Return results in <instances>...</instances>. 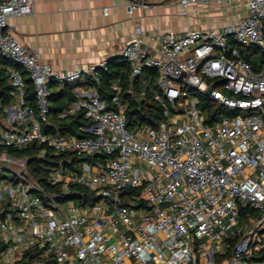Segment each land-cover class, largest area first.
Here are the masks:
<instances>
[{"label":"built area","instance_id":"obj_1","mask_svg":"<svg viewBox=\"0 0 264 264\" xmlns=\"http://www.w3.org/2000/svg\"><path fill=\"white\" fill-rule=\"evenodd\" d=\"M155 1H128L125 9L131 16ZM176 2L179 17L217 6L228 10L229 22L182 33L134 28L119 57L131 77L156 70L154 98L165 120L128 130L119 90L117 107L109 108L93 85L106 59L58 70L41 63L7 24L32 13L33 0H0V55L26 72L37 103L35 114L23 98V76L10 68L16 92L6 110L24 125L3 129L0 145L44 143L55 153L93 157L60 163L50 181L82 184L99 197L86 207L59 204L23 172L0 181V264L32 248L43 258L32 264H264V61L253 68L241 54L264 50V0ZM49 82L74 86L76 100L60 116L83 111L87 137L42 132ZM198 95L219 111L204 113ZM242 207L255 213L240 220Z\"/></svg>","mask_w":264,"mask_h":264},{"label":"trees","instance_id":"obj_2","mask_svg":"<svg viewBox=\"0 0 264 264\" xmlns=\"http://www.w3.org/2000/svg\"><path fill=\"white\" fill-rule=\"evenodd\" d=\"M241 54L253 68H257L264 61V50H261L257 46L241 50ZM10 68L18 69L23 76V98L25 104L32 107L36 114L37 103L32 81L19 65L0 55V119H6L5 107L15 102L16 88L10 82ZM156 76V70L149 68L141 75L131 77L129 65L118 56L106 60V68L98 70V81L94 82L93 85L97 89L101 100L109 108H116L117 104L112 101V98L115 96L117 90L112 86L115 82L117 83L119 87L118 102L126 105L125 115L128 130H133L140 124L155 127L165 120V109L154 98ZM47 88L49 90V95L46 97L47 122L42 125V132L51 136L59 135L63 138L87 137L88 134L83 132L82 128L88 125L89 122L85 118L83 111H76L63 117L60 116L76 100L74 86L64 85L61 88H57L54 83L49 82ZM198 96L200 98L199 108L204 113L211 115L212 112L219 111L215 103L203 95ZM1 125L2 123L0 122ZM1 155H8L15 160L23 159L25 162L20 172L25 173L40 190L52 196L59 204L71 201L79 207H86L99 200V197L93 190L86 188L82 184L70 182L64 185L62 182L52 183L50 181L51 171L60 163L70 167L75 162L92 160L93 157H87L71 151L55 153L53 148L44 143H30L22 148L0 145ZM2 180L14 182L16 180V173L15 170L0 162V181ZM136 192L134 189L125 191L126 194ZM254 213L255 211L252 208L242 207L239 219L245 220L247 214ZM1 249H3V246H0ZM39 253L40 249L32 248L26 251L14 264H32L35 261H41L43 258L40 257Z\"/></svg>","mask_w":264,"mask_h":264},{"label":"crops","instance_id":"obj_3","mask_svg":"<svg viewBox=\"0 0 264 264\" xmlns=\"http://www.w3.org/2000/svg\"><path fill=\"white\" fill-rule=\"evenodd\" d=\"M128 1L139 0H33L32 13L9 17L7 24L23 47L37 52L41 63L58 70L118 57L120 46L131 38L135 27L150 35L221 27L229 22L228 10L217 6L191 8L189 17H179L176 0L151 2L149 8L139 6L129 16L125 9ZM112 87L119 90L116 82ZM5 112L0 133L24 125L6 107Z\"/></svg>","mask_w":264,"mask_h":264},{"label":"rangeland","instance_id":"obj_4","mask_svg":"<svg viewBox=\"0 0 264 264\" xmlns=\"http://www.w3.org/2000/svg\"><path fill=\"white\" fill-rule=\"evenodd\" d=\"M0 162L6 164V166H9L13 170L20 172L25 161H23L22 159L15 160L7 155H1Z\"/></svg>","mask_w":264,"mask_h":264},{"label":"water","instance_id":"obj_5","mask_svg":"<svg viewBox=\"0 0 264 264\" xmlns=\"http://www.w3.org/2000/svg\"><path fill=\"white\" fill-rule=\"evenodd\" d=\"M168 1H170V0H161V3L168 2ZM207 91H209V90H207Z\"/></svg>","mask_w":264,"mask_h":264}]
</instances>
